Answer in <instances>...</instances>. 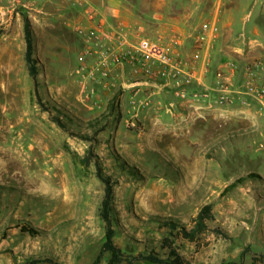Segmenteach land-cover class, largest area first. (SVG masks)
Wrapping results in <instances>:
<instances>
[{"label":"rangeland","instance_id":"374dc122","mask_svg":"<svg viewBox=\"0 0 264 264\" xmlns=\"http://www.w3.org/2000/svg\"><path fill=\"white\" fill-rule=\"evenodd\" d=\"M83 1L82 8H90L89 1ZM20 2L22 11H5L6 22L0 27V264L46 258L92 264L100 256L105 242L99 216L104 186L94 164L86 168L82 163L91 145L105 174L116 182L114 240L126 255L156 250L164 256L160 242L168 231L158 229L154 218L173 217L190 228L191 219L212 203L216 222L211 228L228 230L233 241L217 240L210 233L209 247L197 251L180 242V254L189 264H254L253 258L264 264V123L253 122L249 111L256 102L244 98L247 82L260 79L255 72L252 77L256 62H264V0H199L196 5L192 0H172L177 10L169 13L181 14L184 24L178 33H169L168 41L157 39L151 24L137 28L128 41L123 31L116 34L98 18L104 24V44L76 33V25L95 24L86 16L75 21L74 1ZM62 2L69 16L56 14ZM17 14L29 17L35 33L37 87L24 61L23 29L16 30L14 44L9 39ZM206 23L217 25L219 31L206 42L203 83L192 88L196 77L187 85L186 72L181 74L179 84L188 90L185 98L177 91L175 96L171 91L165 94L161 87L176 82L150 78L138 66L121 85L112 81L107 68L97 72L101 64L116 62V40L123 43L117 48L121 53L149 39L183 55L187 46L194 54ZM227 62L236 64L239 73L231 81V100L221 104L215 92L225 86ZM84 65L95 71V78L81 70ZM207 91L209 99L192 97ZM158 96L171 103H197L199 114L189 107L156 130L158 124L144 123L141 114ZM201 104L207 107L199 108ZM54 116L70 132L53 123ZM185 147L191 153L178 155ZM184 162L191 164V171L180 169ZM23 227H35L39 233L31 235ZM110 258V253L103 254L101 264Z\"/></svg>","mask_w":264,"mask_h":264},{"label":"crops","instance_id":"0c3cea01","mask_svg":"<svg viewBox=\"0 0 264 264\" xmlns=\"http://www.w3.org/2000/svg\"><path fill=\"white\" fill-rule=\"evenodd\" d=\"M90 5V8H82L77 5H71L73 9L75 10V21L79 22L84 19L86 16V13L89 10L95 11L98 18L101 19L105 23L106 26H108L111 30H114L115 33L119 34L120 31L124 32V36L129 41H132V37L135 34V30L137 28L145 29L147 28V25H153L159 34L160 41H168L170 39L169 33L173 30L174 32L177 31V33L180 31L181 27L183 26L184 22L180 15H170V11L177 10V3H173L172 0H88ZM179 1V0H178ZM193 4H195L194 1L199 0H192ZM63 3V2H62ZM70 5V4H69ZM23 5L20 0H0V13L2 14L0 16V27L4 25L6 22L5 17V11L7 13H10L11 11H22ZM257 9V7L255 8ZM186 11H191L190 8H187ZM56 14L61 17L69 16L68 9L66 5L63 3L58 4L55 8ZM76 12L78 14V17L76 15ZM15 25L12 30L11 36H9V39L12 44L15 42L17 37L15 36L16 30L18 31L20 28L23 29V22L22 17L20 14H17L15 16ZM22 19V20H21ZM220 22H222L220 20ZM223 23V22H222ZM221 23V25H222ZM6 31L8 29L4 28ZM15 30V31H14ZM210 33L207 35V41L210 38ZM6 36V34L4 35ZM156 39V38H155ZM156 39V40H157ZM126 40V44L127 41ZM190 47V46H189ZM128 49V48H127ZM125 50V52L127 51ZM208 50V49H207ZM184 56L188 59L192 57L193 49L187 48V46H184L183 48ZM207 51L204 52V55L206 56ZM203 55L201 61L196 65L195 68V77L196 82H194V85L192 88H197V84L203 83L202 80V72L203 67L205 63V56ZM102 67L107 68L111 72V79L112 81L117 82L118 84H126V81L130 80V76H132L133 66H130L129 64H123V63H113V64H105V66L102 65ZM186 71V70H185ZM77 73V72H76ZM257 76H260V79L256 81V83L261 87L264 86V70H258L255 72ZM78 74V73H77ZM79 75V74H78ZM262 76V77H261ZM206 84V83H205ZM208 87L209 85L206 84ZM163 91L169 92L171 91L174 94L175 86H171L169 84L161 86ZM191 88V89H192ZM161 90V89H160ZM162 91V90H161ZM151 95V94H150ZM164 97V95H163ZM254 102H256V105L254 107V110L249 111L252 118H254L253 122H256L257 124H261L263 121L262 117V107L261 102L256 97H248ZM175 101L173 103L169 102L168 99H161L159 98H153L152 101L149 102L147 105V108L142 110L141 114V120L146 122L149 125H152L154 123H157L158 126L156 127V130H162V123L161 122H168L169 120L173 119L175 115L183 116L182 114L187 113L190 111L189 107H195L197 116L199 113L197 111V103H192V101L188 100H182V99H174ZM192 104V105H191ZM199 105V104H198ZM207 107L205 104H201L199 108ZM203 112V110H201ZM252 112V113H251ZM206 111L203 112L205 114ZM206 115V114H205ZM161 123V124H160ZM154 127V126H152ZM197 126H194L192 130L194 131ZM181 129L184 131V128L181 127ZM165 131H169V128L164 129ZM14 144V143H13ZM177 152L178 155H184V154H190L191 150L187 147L180 148ZM180 162L182 159H178ZM179 167L182 171L185 170H192L191 164L180 163ZM159 192H157L156 195L151 196L152 198H156ZM157 200V199H156ZM159 200V199H158ZM155 201V199H154Z\"/></svg>","mask_w":264,"mask_h":264},{"label":"trees","instance_id":"16d2710c","mask_svg":"<svg viewBox=\"0 0 264 264\" xmlns=\"http://www.w3.org/2000/svg\"><path fill=\"white\" fill-rule=\"evenodd\" d=\"M24 40H25V55L24 61L28 70L29 77L35 82L37 87V79L39 77L40 62L35 56V33L32 23L27 16H23ZM60 129L70 132L66 123L58 117H51ZM89 141H94L93 138H86ZM82 163L86 168L94 164L96 169V177L104 186V194L99 208V216L102 219L105 227V242L102 247L100 256L92 264H101L102 256L105 253H110L111 258L108 264H135L139 262H149L151 264H189V262L180 254L177 244L180 242H188L196 247V250L209 247L207 241L208 234L215 235L217 240L232 242L228 230L221 226L211 228V225L216 222L214 207L212 203L204 205L197 215L190 221L188 225L177 220L176 218H154L158 224V229H167L168 236L164 237L160 242V249L164 252L161 256L158 251L151 250L147 254H139L136 256L126 255L120 247L115 243V229L113 224L114 212V188L116 182L112 176L105 174L100 158L95 154L94 147L91 145L87 151ZM233 186V185H232ZM231 187V186H230ZM23 232L31 235H38L39 230L35 227L22 228ZM247 250L243 256L247 255ZM253 263H257V258H253ZM25 264H61L57 260L50 258L42 260H30Z\"/></svg>","mask_w":264,"mask_h":264},{"label":"built area","instance_id":"2783aa9c","mask_svg":"<svg viewBox=\"0 0 264 264\" xmlns=\"http://www.w3.org/2000/svg\"><path fill=\"white\" fill-rule=\"evenodd\" d=\"M65 1H74V4L79 6L86 5L83 0H65ZM87 20L90 23H94L95 27H84L83 24H79L75 26V31L81 36L89 37L90 39L94 38L96 43L104 44L106 40V35H104V24L102 22H98V16L93 11H88L86 13ZM88 31V32H87ZM219 31V28L215 24L206 23L202 26V35L198 38L199 48L192 55L190 59L186 58L183 54L172 50L170 47L164 46L159 42H154L149 39H142L137 47L132 46L129 50L122 53L117 51V48H121L122 42L115 41L118 44V47H112L113 53L112 58L115 63L125 62L130 66H138L142 69L146 76L159 77L165 81V83L176 82L175 91H177V96L180 98H185L188 90L186 89L185 84H191V82L195 79V68L196 65L201 61L204 52L207 51L205 46L207 42V35L210 33L211 35H216ZM101 36V39L98 37ZM111 35V34H110ZM118 42V43H117ZM117 46V45H116ZM107 53L105 52V55ZM102 65L97 69V72L102 73L104 70L102 69ZM104 66V65H103ZM81 70L86 72V75L95 78V71L87 68L85 65L82 66ZM186 70V71H185ZM225 70H228V75L225 76V86H221L219 90L215 92V99L223 104L225 102L228 103L231 100V81L235 78V76L239 73V68L236 64L232 62H227L225 64ZM254 70L252 73V77L254 76V72L258 70H264V62L258 61L254 66ZM186 72V81L185 84H179V78L182 73ZM156 74V75H155ZM224 84V83H223ZM246 95L244 98H248L250 96L256 97L261 102L262 107V117L264 119V86L260 87L254 81L247 82ZM211 96V91H207L204 94L202 92H194L192 94L193 99L204 98L209 99Z\"/></svg>","mask_w":264,"mask_h":264},{"label":"bare ground","instance_id":"6f19581e","mask_svg":"<svg viewBox=\"0 0 264 264\" xmlns=\"http://www.w3.org/2000/svg\"><path fill=\"white\" fill-rule=\"evenodd\" d=\"M81 83H82V85L87 86V84L85 83V81H82ZM85 86H83V89H84V90H85V88H84Z\"/></svg>","mask_w":264,"mask_h":264}]
</instances>
